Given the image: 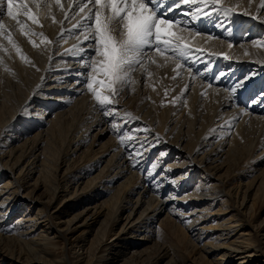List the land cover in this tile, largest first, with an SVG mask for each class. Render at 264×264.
<instances>
[{"label":"bare ground","instance_id":"bare-ground-1","mask_svg":"<svg viewBox=\"0 0 264 264\" xmlns=\"http://www.w3.org/2000/svg\"><path fill=\"white\" fill-rule=\"evenodd\" d=\"M32 1L33 0H28V4ZM45 1L53 3V0H40V3H45ZM61 2L64 5L65 11L68 13L69 17H71L72 11L75 10V6L80 2V0H61ZM6 3L7 0H3V3L0 4V10L4 13L3 16L7 15ZM172 3L173 0H165V3L160 5V11H164L168 5ZM262 3H264V0H223L224 7L235 9V13L230 14L227 17H225L222 12L217 11L216 6L210 4L204 5L200 3V0H197V4H181V7H173L172 11H167L165 13V18L172 21L174 19H176V21H180L181 26L184 29L183 34L188 38L191 48L199 51H190L188 56L180 60V63L185 64V67L178 69L176 67L174 53H165L167 56L174 57L173 59L166 60L164 56H160L159 54L149 50L150 58H145L143 65L137 66L136 70L131 73V85L135 84L138 86L139 80L146 76L147 68H153V65L156 64V66L162 69L165 74L164 79H159L163 94L158 95L159 92L157 93V91L154 90V87H150V89L148 87V95L150 97L147 98V100L142 99L140 94H137V97H134L133 100L125 103L124 101L127 97H129L127 96V93L130 90L128 87L124 88L123 91L116 97L117 103L113 107L117 110L121 108L118 110L119 114L121 113L120 116L124 115L125 117V113H131V117L127 118L129 122L124 125H129L130 128L133 129L131 132L130 130H127V133L125 132V141L121 143V139L117 141L113 138V136H110L108 141H106L107 145L105 144V149L94 152L93 156L89 157L88 161L84 160V162H80L77 158L79 161L77 162V159H75V162L67 165L65 170L67 175H64L61 180L57 179L56 186L54 183L50 186L49 183L53 182V180H48L47 174L50 173V169L52 167L47 164L51 160L45 154V151L41 153L42 158H39L37 162L25 163L29 153L37 151L40 144L43 143L41 138H39L40 134H54L53 132H55L59 127L57 125H59V123L62 125V122H64V127L67 129L68 133L71 132L73 137L70 138L69 142L67 141L69 144L67 149L63 152L61 163L69 162L71 157L70 155L76 154L87 139V136H84L82 139L75 136L76 133L74 132L76 129L80 128L79 131H83L88 128L86 129V132H89L93 127V124L97 126L98 124L103 123L104 127H106L108 126L107 121L109 120V117H105L97 108L92 94L88 93L80 86V84L77 83L78 80L82 81L84 79L83 75L79 74L83 71V66L81 63L77 62L79 57L74 56L69 50L72 49L74 45L81 44L83 38L81 37L80 40H77L75 35H69L67 31L71 28L72 24L76 23V20H65V25L57 27L56 30L54 28L50 39L53 43L48 44V48L54 49L57 53L55 57H48L44 64H42L40 68V70H42V76L37 78L34 82L31 81L32 83L29 87L26 86L22 88L19 86L18 91L14 89V85L9 84L11 82H7L8 84L6 85L1 84L2 91L0 90V108L2 104H5V102L10 100L11 110L8 116L6 115L5 117L0 111V140L2 136H4L5 132L14 131L17 135L11 136L12 134H7L8 137H11L6 138L2 141V143L0 141V182L7 174L10 179L5 184L0 185V264H3L7 259L13 260V258L16 259L14 264H18V260L22 261L23 259L25 264H73L70 256H68V258L67 256L60 257L59 260L48 258V255L50 256L52 253L57 251H54L55 249L59 250L58 244L56 241H53V238H50L48 232V234H42V231L45 230H41V232L36 233V237H34L35 235L32 234L34 231L33 228L38 225L45 227L48 224L51 225V227L52 225L54 226V222L50 215L44 211L46 210L45 208L50 207L55 201L54 199H57L61 192L68 193V191H70V183L77 186L76 184L80 180L85 177L87 178L91 170L98 167L103 157L107 153L113 151L111 160H109L108 164L104 168L103 176L99 175V177L95 179L88 178L86 181L88 187H85L80 193L76 194L72 204L76 207L81 206V204H85L86 202L89 203V199H84V197L87 196L86 192L90 193L99 188L98 183L100 182H106L107 186L104 190H101L100 193H107L115 182L128 176L127 179L119 184L116 195L112 196L109 201H103L99 207H90L89 210L93 208V213L96 217L93 222H85L84 228L86 229H83L82 234L71 238L77 233V231H79V229L77 230L76 227H67L65 230H60L54 227L57 235L54 238H60L64 246H66L67 243L73 244V242H77L81 236L87 238L85 230H87V227L95 225L99 221L98 218H100L101 215L106 214L110 216L111 214L114 217V220L112 219L113 222H116L119 219V215L128 209L127 206L133 203L131 201L133 195H137L134 206V208H136L138 204L141 206L146 195L151 193V199L147 201V206L137 218L134 219V217H131L132 214L135 213L132 212V210L130 211V214L127 215L126 220L128 223L124 224L122 230L123 235L129 236L130 234L141 231V225L144 224L145 221L146 223H149V220L153 219L151 222L154 223L156 216L160 215L163 211H166V219L160 222V226H163L162 229H165L164 227L170 228L173 226H170V224H172L170 221L175 217V222H173L175 224L176 222L181 223L179 225L184 228L186 233L197 232L193 236L192 241L196 242V245H199L198 247L201 248L202 252L208 253V255L213 253H217L218 255L221 252H225L222 253L221 256L219 255L221 258L218 256V260L223 258L233 260L237 257L240 259L238 264H248L254 261L256 257L264 254V243L261 242L263 236L260 237L261 232L263 233L262 235H264V226L262 225H260L259 230L255 232L256 234H254V240L249 243L247 242V244L245 243V246L242 245V242L246 239H252L249 238L251 232L247 231L250 224L244 220L246 219L248 210H244V212L241 208L246 198H251V195L248 194L249 192H246L247 189L248 191L256 189L254 192L256 194L251 205L252 207L250 206V210H252V212L254 211V209H252L253 205L257 199H255V197L259 196L261 199L259 200H263L262 203H264V199H262L264 198V177L262 175L254 176L253 180L247 183V189H245V192L243 193L245 194L243 202L240 204L239 209L236 208L237 210L234 214H232L231 218H229L230 221L213 219L215 215H220L222 209H219L216 213L212 212L213 206L216 205L215 203L220 201L223 205V202H221L222 199L224 197H231L230 190H226L227 186L224 182L220 180L218 176L215 177L220 169L219 164L217 165L215 162L221 159L217 156L221 155L222 150L226 146L229 147L226 150V155L231 153L232 151H230V149L232 147L234 148L236 143L243 142V140L248 136L252 137L254 142L250 148L251 151L263 146L264 143V103L259 101L256 106H253L252 104L248 110L243 107H238L239 103L245 102L247 95H251V93H247V90L255 91L257 87L261 88V86H263L264 74L262 75V73L264 71V39L259 40L261 39L260 34L262 35V33H264V7H261ZM198 6L203 11L210 14L200 15L199 18H197L194 9ZM53 9L59 11L61 18L63 17V19H65V13L60 11L59 6L54 5L52 7V10ZM189 12L192 13L189 14ZM47 13L48 12L46 11V14ZM77 19H79V17H77ZM219 20L220 22H218ZM62 22L64 21L62 20ZM244 28L251 30L254 29V38L248 36L242 37ZM35 29L37 28L35 27ZM35 29H32V32H36L37 30ZM62 33L64 38L60 39ZM197 33L199 34L197 35ZM239 39H242V43H240L239 46H236ZM32 40L33 39L31 38V41ZM34 41L36 40L34 39ZM225 57H227V59ZM33 65L35 64L33 63ZM189 66L192 69L191 72L188 71ZM201 69H206V72H201ZM218 69L224 71V73L226 72V74L218 75L217 78H214V73L217 72ZM251 69H256L257 71L254 74H250ZM247 70L248 74L246 75L245 73ZM51 73L52 81H49L48 89L41 90L45 87L47 88L44 81L50 78L51 75L49 76V74ZM177 73H179V75H177ZM246 77H251V79L246 81V79L244 80ZM241 78H243L241 83L246 82L248 84L244 91L245 93L241 96L231 95L229 90L232 88L230 87H232L236 82H239V79ZM101 79H103V77H101ZM72 81L74 85L70 88L69 84ZM210 84L212 85L211 87H209ZM186 86L187 90H185ZM220 86L224 87L223 91ZM189 88L192 89L190 92L191 95L188 96V98H184V95H186ZM8 90H10L11 93H9ZM166 90H168L169 98L175 100L173 108H176V111L172 113L167 112L166 114L161 113L159 121L157 119L158 117L153 118V114L151 113V104L153 103V100L156 101L158 98H165ZM226 90L227 93L225 92ZM169 93L171 94L169 95ZM258 96H260V94ZM148 100L149 102H147ZM33 103H36V109L33 110L38 111L35 114L36 116L40 115L39 118L29 113L28 107H30V104ZM70 104L72 106H70ZM55 109L59 110L58 116L55 115L53 119H50L51 124L48 126V129H40L45 123L47 124V118L51 115L49 112ZM223 112L225 113L223 114ZM75 114L78 115L77 117H80L77 119V122L73 121L76 119V116L74 117ZM93 114L95 115V118H93V116L91 117ZM209 114L210 116L208 118L210 119V122L212 121V125L210 122H208L211 125H209V127L207 125H201L202 129L199 132L206 133L205 136L208 135V138H203L202 134L198 136V140H195L192 132L196 126L195 122L199 121V119H206L205 116ZM217 117H219L222 121L215 125V121H213V119ZM118 118L119 117L116 116V119ZM206 122L205 124H208ZM172 125L174 126L172 127ZM233 127L235 128L233 129ZM32 129L40 130L37 134L38 136L36 135L37 138L33 140V143L30 142L31 144H27L26 142L28 140H26V144L23 145V149L20 154L15 156L21 148V146L18 148L15 147V142L20 138V136H25L26 133L31 132ZM54 129L56 130L54 131ZM105 129L108 133H113L109 127L104 128V130ZM248 132L249 135L247 136ZM98 135L95 137L98 136L97 138H99L101 136L100 132ZM129 135H134L135 138L129 140L127 138ZM230 135L232 136L231 138ZM127 139L131 143L128 144L129 146L133 145L135 143L134 141L137 139H143L142 142H139L140 144H144L146 142V144L149 145L148 147H146V145L143 146V148L145 147V149H147L148 155L147 157L145 156V161H142L145 163L142 165L141 169L138 168L140 164L138 161V154L134 155V159L129 158L130 153L128 155L124 154ZM185 141H188L190 144H188V146L183 145ZM214 143H217V145L214 149L213 155H211V153L207 151L211 149V146ZM135 147H138V145ZM139 147L137 148V151L140 150ZM156 150L160 153L157 157L158 160L156 164H152L149 167V171L146 170L148 171L147 174L145 173L146 176H143V174L141 175V173H144L145 169H147L146 161L149 160V157H151L153 152ZM137 151L135 153H137ZM173 152L177 153V158L174 162L170 163L169 158L172 154H174ZM201 153L202 155L199 158ZM222 155L224 156V154ZM6 157L8 160L4 161ZM263 159L264 153L258 158V160L254 161L249 155L243 158V160L241 158V160H238L237 166L234 161V165L236 167L233 168L234 172L229 174V180L237 177L239 178L241 176L247 177V172L249 170L254 174L257 171L255 168L258 167L259 162ZM59 162L60 161H57L56 165H58ZM30 164H32V167L34 168L38 167L36 172L40 173V177H37L36 181L33 184H30V186L33 187L32 190L28 191L24 195V192L28 187L27 183L29 182V172H26V166L28 167ZM213 164H215V166L212 167ZM56 168H59V165ZM17 169H19V174L16 177L15 172ZM160 169V175H157L156 173ZM33 170L32 172H34ZM182 170L183 172L179 174ZM201 171L202 176L206 174V180L208 179V181L204 182V184L200 187L195 188L192 192H186L190 189L188 182H193L192 179L195 174ZM49 176L51 177L50 174ZM157 176H159V178ZM65 177L66 179H63ZM153 177L154 180L156 178L158 179L157 183L151 187ZM59 183H61V186ZM40 186H45L47 190L46 192H50L47 201L34 197L33 193L40 189ZM240 186L241 184L236 185V187H231V189L233 188L234 191L235 188V190L239 192ZM167 192L169 193L167 195L168 197L163 199L162 196L166 195ZM181 193L184 195L180 196ZM218 197L219 201L216 200ZM26 201H30L31 204L34 203V205L40 204L41 208H39L34 215L33 212L31 214L24 213L25 215H19L16 220L17 232L14 237L8 238L7 236L1 234L4 228L3 224H7L6 221L10 219V216L12 217L15 214H19L21 212L20 208H22L19 207V205H25ZM107 203H109L110 208H108L109 206H107ZM206 203H208L207 206L203 207ZM169 204L172 205L169 207ZM100 207H102L103 210H101ZM243 208H245V206ZM148 209L157 213L155 215L147 214L144 219H142L145 211ZM250 210L249 213L251 212ZM119 212L120 214L118 215ZM242 216L244 219L241 218ZM85 220H87V217ZM70 223L71 222H69L68 225ZM162 229L161 227L158 229V234L159 232H162ZM172 230L174 229L172 228ZM184 230L182 232H184ZM226 231L228 232L225 233ZM97 234L96 237L98 238L93 240V245L91 246L89 252L90 258H88L86 264H99L104 261V259H106L105 264H116L117 259H119V254H121L120 250L116 251V253L109 252L107 255H104L103 253H107L108 248L102 249L104 236L102 235L103 237L101 236L102 238H100V235L98 234L99 236H97ZM237 234L239 235L237 236ZM159 235H161V233ZM224 235H228L227 239L223 238ZM234 236L235 239L230 242V239ZM149 237V235L146 236L145 234L141 239H148ZM129 243H133V245L135 244L133 240H130ZM141 243H136L135 245H142ZM15 246L19 247L18 251L17 249L15 250ZM114 246L116 247L117 245ZM14 254L16 255L14 256ZM98 254L100 255L97 256ZM21 256L24 258L22 259ZM165 257H168L167 251H160L158 260ZM174 259V261L170 260L167 264H173L176 261V258ZM76 260H78L77 256Z\"/></svg>","mask_w":264,"mask_h":264},{"label":"rangeland","instance_id":"rangeland-1","mask_svg":"<svg viewBox=\"0 0 264 264\" xmlns=\"http://www.w3.org/2000/svg\"><path fill=\"white\" fill-rule=\"evenodd\" d=\"M46 3H48V2L45 1V3H40L41 7L39 10L36 8L35 3L33 1L29 3V7H31L33 9V11H35L37 13L39 20H40V24H33L31 21H29L23 15L20 16V20H21V22L27 24L31 30L35 29V27H36L37 29H35V30H37V31L35 33H43L44 36H46L50 40L51 35H52V31L54 30V28L56 30L57 27L65 25V19H63V17L61 18V14L59 13V11L54 10V9L51 11V15H49V13L46 14L47 9L44 7V5ZM191 13L192 12H189V14H191ZM52 16L55 17V22L53 21ZM62 20L64 22H62ZM174 21H176V19H174L173 22ZM0 22H5L4 24L6 26V29L8 30L7 32L11 33L14 41L22 50V54L28 58L27 61L26 60L22 61L24 59L21 58V54L18 53L16 51V49L14 47H12L11 44L8 43L7 39L3 38V36L0 37V42H1V44H0V90L2 91V89H1L2 85H6L9 82H11L9 84L14 85V89L16 91H18L19 86L22 88H24L26 86L29 87V85L32 82H34L37 78H40L42 76L41 75L42 70H40L42 64H44V62L47 60L48 57H50V56L55 57L57 52L54 51V49H51V48L49 49L48 44L43 43V38L39 35H31L30 34L29 36H24V34L20 31V26L16 23V21L11 20V18H9L7 15L3 16L2 19H0ZM218 22H220V20ZM14 23H16V24H14ZM217 30H218V28H217ZM253 31H254V29L251 30L248 28H244L243 32H242V37L243 36L253 37L255 35V33L253 34ZM260 36H261L260 37L261 39H259V40H263L264 39V33H262V35L260 34ZM31 38L33 39L32 41H34V39L36 41H38V40L40 41V42L38 41L39 43L35 41L37 46H33V44L31 43ZM255 38H258V37H255ZM241 40L242 39L238 40V43L236 44V46H239L240 43H242ZM2 43H3V45H2ZM30 57H31V59H30ZM18 63H20V64H18ZM33 63L35 65H33ZM153 66H154L153 68L152 67L147 68V74H146V76L143 77V79L139 80L138 86L133 84V85H130V87H128V89L130 91H128L127 96H129V97L126 98V100L124 101L125 103L130 101V100H133L134 97H137L136 96L137 94L138 95L140 94L142 99L147 100V98L150 97L148 95L149 94L148 90L150 89V87H154V90H156L157 93L159 92L158 95L163 94V90H161V85H160L161 83H160L159 79H161V80L164 79L165 74H164L162 69H160V68H158V66H156V64ZM5 69H8V70L6 71ZM200 71L204 73V72H206V69H201ZM218 71H220L221 74L224 73V71H221L219 69H218ZM256 71H257L256 69L255 70L251 69L250 74H254ZM52 73L49 74V76L51 75L50 78L48 80L46 79L44 81V83L47 85V88L45 87L41 90L48 89V85H49L48 83H49V81H52ZM30 74H31V76H30ZM245 74L246 75L248 74V70ZM263 74H264V71H263L262 75ZM214 78H217V77L214 76ZM242 79L243 78L239 79V82H241ZM19 80H20V82H19ZM244 80H245V78H244ZM72 85H74L73 81L69 84L70 88L72 87ZM245 85H247V83ZM233 86L230 88H233ZM9 87H10V85H9ZM148 87H149V89H148ZM220 87H221V90L223 91L224 87H222V86H220ZM262 88H263V91H261L262 93H261L260 98H257V96H254L255 100L252 101V97H253V95H252V97L247 99L244 103L243 102L239 103L238 107H243L244 109L248 110V108H250V105L253 104V106H256L257 102H259L261 97H264V79H263V86H261L260 90ZM242 89H244V90H242ZM242 89H241V91H240V89L237 90V92L234 95L235 96L243 95L245 93L244 91L246 88H242ZM191 90L192 89L189 88L186 95H184V98H188V96L191 95L190 94ZM1 91H0V94H1ZM256 91L257 90H255L253 92H255V94H256L258 92V91L257 92ZM8 92L11 93L10 90H8ZM225 92L227 93V90ZM247 93L249 94L251 92H249V90H247ZM170 94L171 93H169V95ZM259 94L260 93L258 92V95ZM144 95L145 96L147 95V96L145 97ZM248 96H250V95H247L246 98H248ZM158 97H160V96H158ZM9 101L10 100L5 102V104H2L1 108H0V111H1V113H3L4 117L6 115L8 116V114L10 113V110H11V106H10ZM173 101H175V100L172 98H169V96H168V90H166V92H165V98H162V99L158 98V100L156 99V101L153 100L152 101L153 103L151 104V107H152L151 113L153 114V118L158 117L157 119L160 121L161 113L166 114L167 112L172 113V112L176 111L175 110L176 108H173L174 104H175V103H173ZM0 102H1V100H0ZM147 102H149V100ZM73 103H71V104H73ZM35 104L36 103L30 104V107H28V110H29V113L31 115L36 116L35 113H37L38 111L33 110V109H36ZM71 104H70V106H72ZM120 109L121 108H119L118 110H120ZM58 112H59V110H57V109L49 112V113H51V115H49V117L47 118V121H48L47 124L45 123L42 126V128H40V129H48V126L51 124L50 119H53L55 117V115L58 116ZM224 113L225 112H223V114ZM120 115H121V113L118 115V117H119L118 119L115 118V120H117V121L112 120L111 116H109V118H108L109 119L107 121L108 126H106V127H109L111 129V132H113L112 134L108 133L106 131V129L104 130V128H106V127H104L103 123H100L97 126L95 124H93V127L90 129L89 132H86L87 131L86 129H88V128H86L83 131H81V130L79 131L80 128L76 129V131L74 132V133H76L75 136H78L79 139H82L84 136H87V139L84 142V145L81 147V149H79V151L76 154L70 155L71 156L70 161L64 162V163H61L62 155H63V152L65 151V149H67L68 144H69L68 142H69L70 138L73 137V135H71V132L68 133L67 129L64 127V125H65L64 122H62V125H61V123H59V125H57V126H59L57 128V130L54 129V131L56 130L55 132H53L55 135L52 133L50 135L47 133L40 134L39 138H41L43 143L40 144L37 151H35L33 153H29V155L27 156L28 158L26 159L25 163L27 164L28 162L29 163L37 162L39 160V158H42L41 153H43V151H45V154L51 160L49 163H47L48 166L54 168V169L48 168V169H50V173L47 174L48 175L47 179L48 180L52 179L53 182H51V183L47 182V183H49L50 186H52V183H54V185L56 186V180L57 179L61 180V178L64 175H67V173L65 171L67 168V165H70L73 162H75V159L78 158L80 162H84V160L88 161L89 157H92L94 152H98L101 149H105V146L107 145L106 141H108V138L110 136L111 137L113 136V138L117 141H119L121 139V136L118 134L117 130H119L121 132H123V130H124L123 133L125 135L127 133V130L128 131L130 130V132L132 131L133 128H130L129 125H124L125 123L122 121V119H120V118L124 117V115H122V116H120ZM39 116L37 115L36 117L39 118ZM75 116H76V119H74L73 121L77 122L78 121L77 119H79L80 117H77L78 115H76V114L74 115V117ZM92 116H93V118H95L94 114L91 115V117ZM209 116H210V114L205 116V118L207 120L206 119H204V120H206L207 122L202 120V119H199V121L195 122L196 126L194 127V130L192 131L194 134L195 140H198L199 139L198 136L202 135V134H203L202 135L203 138L204 137L208 138V135L205 136L206 133H199V132L202 129L201 125L202 126L207 125L208 127H209L210 123L212 125V121L210 122V119L208 118ZM110 120H112L111 123L109 122ZM213 121H215L214 123L216 125V124L220 123V121H222V120L219 117H217V118L213 119ZM205 122L206 123L210 122V123L205 124ZM115 123H116V125H115ZM173 126L174 125H172V127ZM132 127H134V126H132ZM234 128L235 127H233V129ZM39 132H40V130H38V129H35V130L32 129L31 132L26 133L25 136H20V138L14 144V146L17 148L21 146V148L15 154V156L20 154L21 150L23 149L24 144L33 143L34 142L33 140L35 138H37V136H38L37 134ZM99 132H100L101 136L99 138H97L99 136L98 135ZM7 134L8 135L12 134L11 136L17 135V134H15L14 131L5 132L4 136H2V138L0 140L1 143L6 138L11 137V136L8 137ZM113 134H116V135H113ZM5 135H7V136H5ZM96 135H98V136L95 137ZM248 135H249V132L247 133V136ZM231 137L232 136L230 135V138ZM26 140H28V141L26 142ZM142 140L143 139H137L134 141L135 143L133 145L129 146L128 144H131V143L127 139L126 147L124 148V154L128 155L130 153L129 158H131V159L135 158V156H134L135 154L139 155L138 161L140 164H139L138 168H140V169L142 168V165H144V163H145L142 161L143 160L145 161V159L148 155L147 149H145V147L143 148V146H145V145H146V147L149 146L148 144H146V142L144 144H140L139 142H142ZM124 141H125V139H124ZM188 144H190V143H188V141H185V143L183 145L188 146ZM253 144H254V142L252 140V137L248 136L247 138H245L243 140V142L236 143L235 144L236 146L234 148L232 147L230 149V151H232L231 153L226 155V150L229 148L228 146H226L222 150L221 155L217 156L218 158H221V159H219L217 162H215V164H217V165L219 164V166H220V169L218 170L217 175L215 177L218 176L220 178V180H222L224 182V184L227 186L226 190H228V189L230 190L231 197L230 198L224 197L221 201V202H223V205L220 203L219 197L216 199L219 202L215 203L216 205L213 206L212 212L216 213L219 211V209H222V212L220 213V215H217V216L215 215L213 217V219H218V220L220 219V221L221 220H224V221L229 220L230 221L229 218H231L232 214H234V212L237 210L236 208L239 209L240 204L243 202V197L245 195L243 193L245 192V189H247L246 188L248 185L247 183L250 182L251 180H253L254 176L262 175L264 177V159H263L261 162H259L258 167H256V168L252 167V168H255V170H257L254 174L252 173V171L249 170L247 172L248 173L247 177L243 175L244 177L241 176L239 178L237 177V178H233L230 180L228 178L229 174L231 172H234L233 168H235L237 166L238 160H241V158L243 160V158L247 157L248 155L250 156V158L252 157L253 161L258 160V158L261 157V155L264 153V143H263V146L258 147L257 149H254L251 151L250 148ZM137 145H138V147L140 146L139 148L142 152L140 150L137 151L138 147H135ZM216 145H217V143L216 144L214 143L211 146V149L207 152H210L211 155H213ZM205 150H206V148H205ZM234 150L236 151V153ZM136 151H137V153H135ZM113 152L107 153L103 157L102 161L99 163L98 167L91 170V172H90L89 176H87V178L85 177L84 179L80 180L76 184L77 186H74L73 184L70 183V188H69L70 191H68V193L67 192H61L59 194V197H57V199L56 198L54 199L55 201L51 204V206L48 208H45L46 210H44V211L47 212L48 215H50L51 219L54 222V226L52 225V227H51V225H49V224L46 225L45 227L38 225V226L33 228L34 231L32 232V234H34L35 235L34 237H36V233L41 232V230H45V231H42V234H48L49 233L50 238H53L54 239L53 241H56V243L58 244L59 250L55 249L54 251H56V250L57 251L52 253L50 256L48 255L47 256L48 258H54L56 260H59L60 257L67 256V258H68V256H70L73 264H86L88 261V258H90L89 252H90L91 246L93 245V240L98 238V237H96V234L98 232V234L100 235V238H102L104 236L103 241H102L103 242L102 243V247H103L102 249L108 248L107 253L106 252L103 253L104 255H107L109 252L116 253V251L120 250L121 254H119V259H117L116 264H127V263L128 264L129 263L130 264H150V263L167 264V262H169L170 260L174 261L175 260L174 258H176V261L173 264H217V263L218 264H238L240 262V259H238L237 257H235L233 260H228L227 258H223V259L218 260V256L219 255L221 256L222 253H225V252H221L218 255H217V253L216 254L213 253L211 255H208V253L202 252L201 248L198 247L199 245H196V242L192 241L193 236L197 232L195 231L193 233H189V232L186 233L184 228H182V226L179 225L181 223H179V222H176V224L174 223L175 217L173 218V220L170 221L172 223V224H170V226L171 225H173V226H171V227L169 226L170 228L164 227L165 229H162L163 226H160V222L162 220L166 219V215H167V212L163 211V210H162L163 212L160 215L156 216L154 223L151 222V221H153V219L149 220V223H146V221H145L144 222L145 225L144 224L141 225L142 226L140 228L141 231L135 232L134 234H130L131 236L130 235L129 236L123 235L122 230H123L124 224L128 223V221L126 220L127 215L130 214V211L132 210V212H135V213H133L131 217L132 218L134 217V219L137 218L141 214V212L144 210V208L147 206V201H149L151 199V197H150L151 193L146 195L145 199L142 202L143 204L141 206H140V204H138V206H136V208H134V206H135V200H136L137 195H133V197L131 199V201L133 203L129 204V206H127L128 209L123 211L121 213V215H119L120 212L118 213L119 219L116 222H113L114 217L111 214H110V216L106 215V214L101 215V217L98 218L99 221L95 225H93L91 227H87V230H85L87 233V238L86 237L84 238V236H81V237H79L77 242H73V244L67 243L66 246H64V244L61 242L60 238H57V239L54 238L57 236L54 227L57 229H60V230H65L67 227H71V228L76 227L77 230L79 229V231H77V233L74 236H72L71 238H74V237L82 234L83 229H86V228H84L85 222L86 221L89 223L93 222L95 217H96V216H94L93 208L96 206L99 207L100 204L105 200L109 201L112 196L116 195V193L118 191L119 184L122 181H125L127 179L128 176L118 180L117 182H115L114 185L111 186V188L108 190L109 192L106 191L107 193H104V192L100 193L101 190H104V188L107 187L106 182H100V183H98L99 188L95 189L94 191H92L90 193L86 192L87 196H85L84 199H89V201H90L89 203L86 202L85 204H81V206H76V207H75V205L72 204V201L74 200L76 194L80 193L82 191V189H84L85 187H88V184L86 183L88 178H94L95 179V178L99 177V175L103 176L104 168L108 164L109 160H111V158L113 156L112 155ZM131 153H133V154H131ZM173 153L174 154H172L169 158L170 163L174 162V160L177 158L176 157L177 153L176 152H173ZM202 153H204V152H202ZM202 153L200 154L199 158L201 157ZM222 154H224V156ZM159 155H160V153L157 150L155 152H153L151 157H149V160L146 161L147 169H145V172L143 171L144 173H141V175L143 174V176H146L145 173L146 174L148 173L149 167L152 164H156V162L158 160L157 157ZM225 157H227V158H225ZM78 159H77V162H79ZM115 159H117V158H115ZM214 159H213V161H214ZM6 160H8L7 157L5 158L4 161H6ZM57 161H60L59 162L60 164L58 163L59 168H56V167H58V165H56ZM234 161L236 162L235 163L236 166L234 165ZM25 163H24V165H25ZM215 164H213L212 167L215 166ZM230 165H232V166H230ZM32 166H33L32 164H30L28 167L26 166V170H27L26 172H29V174H28L29 182L27 183L28 187H27V190L24 192V195L28 191L32 190L33 187L30 186V184H33L36 181L37 177H40V173L36 172L38 170V167L34 168ZM32 170L34 172H32ZM54 170H57V171H54ZM146 170H148V171H146ZM18 171H19V169H17L15 172L16 177L19 174ZM160 171H161V169L158 170L156 174L160 175L159 174ZM182 172H183V170L180 171L179 174H181ZM261 172H262V174H261ZM49 174L51 175V177L49 176ZM8 177H9L8 174L5 177H3L1 182H0V185L8 182L10 180ZM157 177L159 178V176H157ZM158 178H156L155 180H154V177L152 178L151 187H152V185L157 183ZM206 178H207L206 174H204V176H202V171L195 174V176L192 179L193 182H191V183L188 182V184H189L188 186H190V189H188L186 192H188V193L192 192L195 188L200 187L202 184H204V182L208 181V179L206 180ZM63 179H66V177ZM106 179H109V178H106ZM93 181H95V180H93ZM60 184L61 183H59V185ZM62 184H64V183H62ZM240 184H241V186L239 188V192L236 191L235 188H234V191H233V188L231 189V187H236V185H240ZM255 190L256 189H254L253 191H248V189H247L246 192L247 193L249 192L248 194L251 195L250 196L251 198H249V199L246 198L245 202H243L244 203L243 206H241L243 211L248 210L247 211L248 214L246 216V219H244L243 216L241 218L244 219L245 221L249 222L250 226L247 228V231L251 232L249 235V238L252 239V240L246 239L245 241H243L242 245H244V246L247 244V242L249 243V242L254 240V234H256L255 232H257L259 230V226L260 225L264 226V203H262L263 200L260 201L261 199L259 196L255 197V199L256 198L257 199L255 200L256 202L252 208V209H254V211L252 212V210H250L251 209L250 206L252 205V202L254 200V196L256 194V193H254ZM46 191L47 190H46L45 186H42V187L40 186V189H38L37 191H35L33 193L34 197L39 198V199L41 198L40 200L43 199L44 201H47L50 192L49 191L46 192ZM168 194L169 193L167 192L166 195L162 196L163 199L168 197L167 196ZM181 195L183 196L184 194L181 193L180 196ZM262 199H264V198H262ZM62 201H64V202H62ZM207 204L208 203L204 204L203 207H206ZM171 205L172 204H169V207ZM107 206H109L108 208H110L109 203H107ZM244 206H245V208H243ZM19 207H22V208H20L21 212L19 214H15L12 217L9 215L10 219L6 221L7 224L2 223L4 228H3L1 234H3L4 236H7L8 238L14 237V235L16 234V232H17L16 220L18 219L20 214H24V213L25 214H28V213L31 214L33 212V215H34V213H36L37 210L39 208H41L40 204L34 205V203L31 204L30 201H26L25 205H19ZM90 207H93V208L91 210H89ZM132 208H134V209H132ZM100 209L103 210L102 207H100ZM249 210L251 211L250 213H249ZM44 211H43V213H44ZM104 212H106V211H104ZM156 213L157 212H154V211H151V209H148L147 211H145L142 219H144V217L147 214H150V215L154 214L155 215ZM86 217H87V220H85ZM69 222H71L69 224L70 226L68 225ZM182 225H183V223H182ZM178 226H180L182 228V230ZM160 227L162 229V232H159V234L161 233V235L158 234V229H160ZM172 228L174 230H172ZM183 230H184V232H182ZM163 231H164V233H163ZM227 232L228 231H226L225 233H227ZM98 234H97V236H99ZM145 234H146V236L149 235L150 237L148 239H146V238L141 239L144 237ZM262 234L263 233L261 232L260 237L263 236L261 242L264 243V235H262ZM238 235L239 234H237V236ZM227 237H228V235L223 236V238H226V239H227ZM233 239H235V236L230 239V242ZM130 240H133L135 242V244L141 243V242H143V243H141L142 245H135V244L133 245V243H131V244L129 243ZM59 241H60V243H59ZM13 242H14V240H13ZM230 242L228 241L229 244H230ZM114 245H117V246L115 247ZM263 246H264V244H263ZM165 247H166V249H165ZM18 248L19 247L15 246V250L17 249V251H18ZM206 249L209 250L208 248H206ZM162 250L167 251L168 257L167 258L165 257V258L158 260L159 259L158 256L160 254V251H162ZM170 253H172V254H170ZM100 254H98L97 256H99ZM15 255L16 254H14V256ZM76 256L78 257V260H76ZM18 257H20V256H18ZM21 258L23 259L24 257L21 256ZM15 261H16V259H14V258H13V260L7 259L4 261L3 264H14ZM220 261H222V262H220ZM105 262H106V259H104V261L100 262L99 264H105ZM148 262H150V263H148ZM252 262H250L248 264H264V254L256 257L254 259V261H252ZM18 264H25L24 259L22 261L18 260ZM95 264H98V263H95Z\"/></svg>","mask_w":264,"mask_h":264},{"label":"snow or ice","instance_id":"snow-or-ice-1","mask_svg":"<svg viewBox=\"0 0 264 264\" xmlns=\"http://www.w3.org/2000/svg\"><path fill=\"white\" fill-rule=\"evenodd\" d=\"M33 2L36 8L40 9V0H33ZM2 3L3 0H0V4ZM163 3L165 0H80L72 11L71 17L65 11L61 0H53V3L44 5L49 15H51L52 7L56 5L61 12L65 13V20H76V23L72 24L67 31L69 35H75L77 40L83 38L81 44L74 45L69 50L74 56L79 57L77 62L83 66V71L79 74L83 75L84 79L78 80L77 83L92 94L97 108L105 117L111 116L112 120H115L119 115V111L113 107L117 103L116 97L124 88L130 87L131 73L137 66L143 65L145 58H150L149 50L164 56L166 60L174 57L167 56L165 53H174L178 69L185 67L180 60L188 56L190 51H199L191 48L188 38L183 34L184 29L180 21L173 22L165 18V12L172 11L173 7L179 8L181 4H197V0H173V3L169 4L164 11H160V5ZM200 3L216 6V10L222 12L225 17L235 13L234 8L224 7L223 0H200ZM261 7H264V3ZM194 12L197 18L200 15L210 14L199 6L194 9ZM3 14L0 10V19ZM6 14L11 20L16 21L25 36L39 35L43 38V43H53L43 33L32 32L27 24L21 22L20 16L23 15L33 24H40L39 17L29 7L28 0H7ZM52 19L55 22L54 16ZM0 36L7 39L8 43L21 53L22 59L28 60L2 22H0ZM63 38L62 33L60 39ZM31 43L37 46L35 41ZM188 71H192L190 66ZM245 79L250 80L251 77ZM211 86L210 84L209 87ZM244 87V83L237 82L229 90L230 94L234 95L237 90ZM260 102L264 103V97H261ZM129 117L131 113H125V117L121 119L127 123ZM112 120L109 122L111 123ZM117 131L123 143L125 134ZM127 138L131 140L135 137L129 135Z\"/></svg>","mask_w":264,"mask_h":264}]
</instances>
